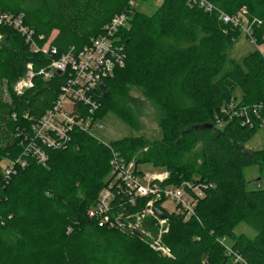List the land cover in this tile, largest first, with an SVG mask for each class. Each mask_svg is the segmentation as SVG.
Listing matches in <instances>:
<instances>
[{
    "label": "trees",
    "instance_id": "trees-1",
    "mask_svg": "<svg viewBox=\"0 0 264 264\" xmlns=\"http://www.w3.org/2000/svg\"><path fill=\"white\" fill-rule=\"evenodd\" d=\"M64 1L0 0V15H23L36 39L44 38L38 41L41 46L53 37L52 45L65 53L89 45L116 15L128 13V27L118 33L125 66L104 82L107 90L98 92V117L112 112L134 127L118 95L139 88L158 111L163 139L137 165L166 168L170 178L164 185L197 180L208 189L194 217L168 214L165 242L171 257H161L136 234L89 215L108 186L112 151L134 160L136 152L149 146L144 138L128 137L107 146L75 131L71 144L51 151L45 166L27 158L22 168L17 164L23 155L21 136L53 107L64 78L55 75L45 81L37 76L34 88L17 94L14 86L27 65L38 72L50 59L33 53L18 31L0 23V88L6 86L9 93L6 102L0 90V117L12 135L9 146L0 149V264H231L224 240L244 264H264V188L249 189L244 175L249 167L264 169V151L248 153L245 148L262 126L264 130V55L254 51L226 71V44L241 32L182 0H164L153 15L131 7L132 0H85L82 10H90L75 20L77 30ZM208 1L230 16L244 13L261 22L253 29L258 45H264V0ZM55 29L59 34L54 37ZM236 88L242 93L239 107L263 106L260 118H253V128L234 118L217 130L214 118L233 100ZM208 124L213 130H194ZM191 140L202 142V148L186 160ZM2 160L15 164L8 180ZM143 204L125 209L135 214ZM242 223L257 233L255 239L236 234Z\"/></svg>",
    "mask_w": 264,
    "mask_h": 264
},
{
    "label": "built area",
    "instance_id": "built-area-1",
    "mask_svg": "<svg viewBox=\"0 0 264 264\" xmlns=\"http://www.w3.org/2000/svg\"><path fill=\"white\" fill-rule=\"evenodd\" d=\"M182 1L188 7H197L207 15H218L219 20L225 25L244 33L251 45L256 47V51L264 55V45H258L254 36L253 27L261 24L258 20H251L244 13L230 16L208 0ZM138 3V0H132L130 6L136 8ZM0 23L18 31L30 45L33 53L43 54L50 59V64L38 72L32 64L27 65L25 75L14 86L17 94H23L34 88V80L37 76L45 81H50L55 75L64 78L53 107L33 124L28 134L23 133L21 136L20 145L23 148V155L17 160V164L24 168L27 166L26 159L33 158L38 164L45 166L49 161L51 151L66 149L71 144L72 134L75 131L96 139L95 133L104 129L103 119L98 117L101 108L97 98L98 92L102 91L101 85L114 76L116 69L125 66V55L118 33L121 29L128 27L129 14L124 12L116 15L105 26L103 34L92 39L89 45L80 50L73 47L65 53H60L52 45L53 37L41 46L38 41L44 38L36 39L34 30L25 26L23 15H0ZM58 72H61V75ZM240 103V100L233 99L222 106L220 113L214 118L217 130H222L234 118L241 119L242 126L254 127L253 118L255 120L260 118V110L263 106L239 107ZM14 165V162H8L3 166L4 179L8 180L13 175ZM110 166L108 186L101 192L96 206L90 210L89 215L109 223L111 228H118L132 234L140 230L139 223L134 224L133 222V218L140 216L143 218L153 216L159 224L168 225L169 219L161 220L154 214L156 204H161L158 209L167 216L169 213H175L183 215L186 220L194 217L197 205L205 198L208 189L206 184L199 183L197 180L180 185H164L170 178L168 172L152 176L144 174L138 170L135 160L126 161L115 151H112ZM117 196L121 198L118 199ZM141 202L144 204L135 214L125 209L127 206L136 208ZM165 202H171L174 205L172 212L166 209ZM116 210L118 214L111 219V214ZM163 232L168 234L169 228L166 227ZM225 245L232 259L231 264H244L242 258L234 253L232 247ZM152 248L162 253L163 257H171L170 248L160 238L152 243Z\"/></svg>",
    "mask_w": 264,
    "mask_h": 264
},
{
    "label": "rangeland",
    "instance_id": "rangeland-1",
    "mask_svg": "<svg viewBox=\"0 0 264 264\" xmlns=\"http://www.w3.org/2000/svg\"><path fill=\"white\" fill-rule=\"evenodd\" d=\"M76 1L80 4V8H76L75 3L70 0L64 1V3L67 8L70 7V23L73 25L72 27L77 30L78 26L75 25V20L79 22L80 19H82V15L85 14L86 11L90 10V7H85L86 10H82L86 3L85 0ZM163 2V0H149L138 3L136 8L144 14L153 15L161 8ZM52 33L55 37L59 34V31L55 29ZM1 40L2 36L0 34V42ZM254 51H256V47L251 45L244 33L233 36L231 42H228L225 48V70H232L234 64H242L243 60ZM0 90H2L4 94L3 100L7 102L9 100V93L6 89V86H2ZM241 95V90L236 88L233 92L232 99L240 100ZM118 96L120 97V104L128 108L129 115L133 118L131 119L134 123V127L126 123V121L122 120L116 114L108 112L103 117L104 129L101 132L95 133V137L103 144H111L128 137L144 138L148 141L149 146H146L144 149L136 152L133 156L135 161H139L142 159L144 154L147 153V150L152 146V144L163 139V132L160 128L161 119L154 104L145 98L144 94L139 88L132 87L126 92V94H124V96ZM117 101L119 102V100ZM3 121V117H0V149L7 148L12 139V135ZM201 148L202 142L191 140V151L185 153L184 159L188 160L197 157L201 151ZM245 148L248 153L264 151V130H259L257 134L247 143ZM7 163L8 162L5 160H2L1 162L2 166L6 165ZM138 170L150 176L155 174L161 175L168 172L166 168H157L152 164L138 165ZM244 175L246 180L250 183L249 189L264 188V169L262 170L258 166L249 167L244 170ZM185 182L188 181H184L181 184ZM164 206L168 211H173L174 205L171 202H165ZM133 222L134 224L139 223L140 226V230L136 233V236H138L142 242H144L153 252H156L159 256L163 257L162 253L154 251L152 248V243L160 238L163 240L164 244H166L165 237L169 233L164 234L163 230L166 227H168L170 230V224L168 223V225H161L157 222V220H155V218H153V216H149V218H143L142 216L133 218ZM235 232L237 235L245 234L251 239H255L257 236V233L252 228L243 223L235 229ZM225 244H227L229 247L232 246V243L229 240H226Z\"/></svg>",
    "mask_w": 264,
    "mask_h": 264
},
{
    "label": "water",
    "instance_id": "water-1",
    "mask_svg": "<svg viewBox=\"0 0 264 264\" xmlns=\"http://www.w3.org/2000/svg\"><path fill=\"white\" fill-rule=\"evenodd\" d=\"M58 74L61 75V72H58ZM101 89L102 90H107V86L102 84L101 85ZM107 95H108V91L106 92L105 97H107ZM194 130L195 131H199V130H213V125L212 124H208L206 126L196 127V128H194ZM153 212L161 220H167L168 219V216L165 213H163L162 211H160L158 208H155Z\"/></svg>",
    "mask_w": 264,
    "mask_h": 264
}]
</instances>
